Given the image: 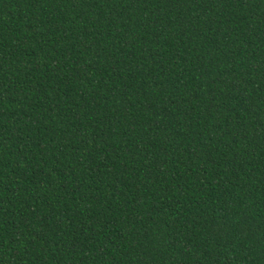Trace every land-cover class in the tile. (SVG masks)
Segmentation results:
<instances>
[{"label": "trees", "instance_id": "16d2710c", "mask_svg": "<svg viewBox=\"0 0 264 264\" xmlns=\"http://www.w3.org/2000/svg\"><path fill=\"white\" fill-rule=\"evenodd\" d=\"M0 264H264V0H0Z\"/></svg>", "mask_w": 264, "mask_h": 264}]
</instances>
